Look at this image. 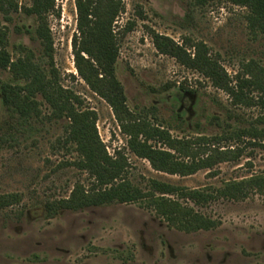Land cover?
Instances as JSON below:
<instances>
[{
  "label": "rangeland",
  "instance_id": "obj_1",
  "mask_svg": "<svg viewBox=\"0 0 264 264\" xmlns=\"http://www.w3.org/2000/svg\"><path fill=\"white\" fill-rule=\"evenodd\" d=\"M18 11L0 10V26L8 29L13 59L33 53L47 68L49 57L36 34L35 16L24 8L32 0H13ZM117 17L119 56L116 75L124 86L129 108L138 117L167 130L173 138L198 142L177 153L182 159L213 155V163L190 175L156 170L136 155L110 104L79 75L73 53L78 33L76 0H56L47 22L53 42V62L60 83L79 94L83 108L97 113V130L109 155L127 158L129 179L143 190L157 179L189 189L215 192L225 182L264 174V140H206L232 129L264 124L261 107L235 104L224 90L199 71L160 52L153 34L179 44L204 42L232 79L244 64L264 69V33L253 31L249 9L228 0H122ZM59 13V14H58ZM128 22L133 29L124 32ZM0 79L13 81L9 70ZM259 94L254 93V96ZM41 101V116L23 119L6 107L0 94V196L15 195L0 206V264H264V194L251 192L241 200L216 197L207 203L188 202L218 222L210 230L187 232L159 215L148 199L90 206L79 210L49 211L50 203L70 197L77 184L89 189L93 177L72 164L79 158L66 139V121L50 118ZM150 142L167 148L158 140ZM225 155H217L215 150ZM177 199L178 196H173Z\"/></svg>",
  "mask_w": 264,
  "mask_h": 264
},
{
  "label": "trees",
  "instance_id": "obj_2",
  "mask_svg": "<svg viewBox=\"0 0 264 264\" xmlns=\"http://www.w3.org/2000/svg\"><path fill=\"white\" fill-rule=\"evenodd\" d=\"M210 0H196L205 4ZM249 9L247 19L250 28L264 33V0H228ZM78 11V33L73 38V53L79 75L93 91L104 98L113 108L123 131L129 135L128 145L138 156L148 159L159 171L170 174L190 175L213 163V155L197 159L196 154H188L193 159L187 161L177 153L182 149H193L198 142L173 138L171 134L138 117L128 104L124 86L117 78L116 63L119 56V43L115 22L124 10L122 0H76ZM19 6L13 0H0V10L9 13L18 11ZM28 15L35 16L38 22L36 34L42 41L45 54L49 57V66L42 67L35 61L34 54L26 53L13 59L8 50V29L0 26V69L9 70L13 81L0 79V94L3 104L19 114L23 119L41 116L42 97L51 108L50 118L66 121V139L64 144L75 145L79 155L72 162L77 168L86 170L93 182L89 189L77 184L70 197L54 201L48 209L52 213L60 210H79L90 206L127 203L148 199L156 212L168 223L181 230L192 232L210 230L218 222L195 210L188 202L207 203L216 197L241 200L251 192L264 194V174L252 175L241 180L225 182L215 192L201 189H189L157 179L149 180V189L143 190L128 177L127 158L120 152L114 156L108 154L97 130V113L83 108V99L73 90L60 83V76L53 62V42L48 26V15L56 11V0H32L24 8ZM59 14V13H58ZM133 29L128 22L124 32ZM157 49L175 57L186 67L195 69L208 77L214 86L226 91L235 104L259 106L264 110V69L254 62L243 65L234 79L230 77L219 60L209 54L204 42L179 44L169 36L153 34ZM254 93L259 94L254 96ZM264 124V114L257 120ZM249 138V143L258 145L264 140V126L251 125L232 129L224 136L215 135L206 140L216 146L223 139L241 140ZM150 140H158L167 148L153 145ZM217 155H225L223 150H215ZM173 196H178L177 199ZM15 195L0 196V206L9 205Z\"/></svg>",
  "mask_w": 264,
  "mask_h": 264
}]
</instances>
